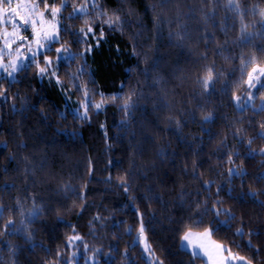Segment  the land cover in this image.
Here are the masks:
<instances>
[{"label":"trees","instance_id":"trees-1","mask_svg":"<svg viewBox=\"0 0 264 264\" xmlns=\"http://www.w3.org/2000/svg\"><path fill=\"white\" fill-rule=\"evenodd\" d=\"M46 3L74 56L0 77V264H149L141 222L157 264L205 230L264 264V0Z\"/></svg>","mask_w":264,"mask_h":264},{"label":"rangeland","instance_id":"rangeland-1","mask_svg":"<svg viewBox=\"0 0 264 264\" xmlns=\"http://www.w3.org/2000/svg\"><path fill=\"white\" fill-rule=\"evenodd\" d=\"M36 4H38L39 7L36 11H33L32 5ZM7 6L8 0H4V3L0 5V7ZM11 6L16 9L15 13L11 10L6 13H0V65H8L9 71L11 70L10 63L12 61H15L17 65L23 63L28 66L34 63L32 62L33 53H37L35 56L36 62L41 59V55L45 56V61H52L50 65L46 66L45 63L44 65L47 67L45 73L53 74L56 72V68L60 61H70L74 54L71 50L63 46L56 47V49H60L59 52L56 51L57 57H60V59H57V57H50V54H48V52L52 50L53 44L59 41L61 10L53 17L51 15L52 8H42L38 0H11ZM40 13H43V15L41 16ZM24 20L35 21V24H25ZM14 23L21 26L19 28H14ZM46 33H50L56 39L50 42L46 39ZM36 40H39L40 43L37 44ZM255 69H257V71H252L250 73L251 79L249 76L246 95L244 97L235 98V105L238 109H243L244 107L252 108L255 111L264 109V99H260L258 96L259 89L264 87V74L260 71V69H264V66H257ZM19 72L20 71H17L13 73L12 77H9L7 72H5L3 68H0V77H6L14 81L17 80ZM262 174L264 175V171ZM139 230L136 233L135 241L140 245L143 251V257L147 263L157 264V260L153 255L147 238H142ZM189 232L193 233L191 237L192 242L189 243L188 241H184L182 237L180 247L190 253L195 251L197 253L195 256L201 257L205 264H246V262L249 261L246 258L244 260L238 258L233 259V256H241L233 253L230 255L229 252L225 250L227 248L224 245L216 242L212 238L211 232L210 236L207 237L202 235L205 231ZM146 243L149 245L147 250L145 248ZM200 244H203L205 247L200 248ZM182 245H184V247H182ZM217 245L222 247L218 248ZM209 256H211V258H209ZM251 264L253 263L251 262Z\"/></svg>","mask_w":264,"mask_h":264},{"label":"snow or ice","instance_id":"snow-or-ice-1","mask_svg":"<svg viewBox=\"0 0 264 264\" xmlns=\"http://www.w3.org/2000/svg\"><path fill=\"white\" fill-rule=\"evenodd\" d=\"M3 3H4V0H0V5H2ZM230 3H231V0H230ZM38 7H39L38 4L32 5L33 11H36L38 9ZM47 7H48V5H47L46 0H45V8L47 9ZM9 10H11L13 13L16 12V9L11 6V0H8V6L7 7H0V13H6ZM59 11H60L59 8L53 7L51 9V15L53 17H55ZM78 11H81L82 12V11H84V9L81 7V8L78 9ZM16 14L19 15L18 13H16ZM260 14H261V16H264V9H261ZM40 15L42 16L43 13H40ZM115 19L116 20H119V17L117 16ZM107 22L112 23L114 21H112V18L109 17V21H107ZM24 23L25 24L31 23L32 25H34L35 24V21L24 20ZM86 23H87V21H86ZM20 26L21 25H17V24L14 23V28H19ZM81 31L83 32L84 30L81 29ZM88 32H92V28L91 27L88 28ZM85 35H87V33H85ZM45 36H46V39H48L50 42H52L53 40L56 39L50 33H46ZM36 43L39 44L40 41L39 40H36ZM56 51L59 52L60 49H56ZM36 55H37V53H33L32 62H36L35 61V56ZM57 59H60V57H57ZM51 63H52L51 60H46L45 61V65L46 66L47 65H50ZM10 67H11V70L9 71V66L8 65H0V68H3V70L5 72H7V74H8L9 77H12L13 76V73H15L17 71L26 69L27 66L24 65L23 63L17 65L15 61H12L10 63ZM46 71H47V67H39V74L43 75V74H45ZM255 71H257V69L254 68L253 69V72H255ZM260 71H261L262 74H264V69H260ZM211 79H212V74H211V71H209L208 75L205 77V86H207V82H209ZM250 79H251V76H250ZM113 99H115V98H113ZM101 106H102L101 104H96L95 105L96 108H100ZM206 119H207V117H206ZM229 171L231 172L233 170L230 169ZM217 215H219V212H217ZM9 223H11V221H9ZM139 232H140V236L142 238H145L146 239V237L144 236L145 229H144V226H143V223L142 222H141V226H140ZM210 232H211V230H205V232L202 235L204 237L210 236ZM192 235H193V233L187 232V233H185V235L183 236L182 239L184 241H188L189 243H191L192 242L191 241ZM75 239H80V237H75ZM182 247H184V245H182ZM199 247L200 248H204L205 246L203 244H200ZM217 247L219 248V247H222V246L217 245ZM145 248H146V250L149 248V245H147V243L145 244ZM225 250L228 251L230 255H232L230 249H225ZM192 254L195 256L197 253L195 251H193ZM209 258H211V256H209ZM237 258L238 259H241V260H244L245 259L244 257H235V256H233V259H237ZM161 264H162V262H161ZM246 264H251V261H247Z\"/></svg>","mask_w":264,"mask_h":264}]
</instances>
